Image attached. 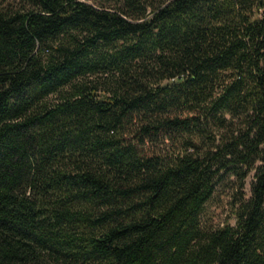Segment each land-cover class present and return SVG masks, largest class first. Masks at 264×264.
I'll return each mask as SVG.
<instances>
[{"label":"trees","instance_id":"trees-1","mask_svg":"<svg viewBox=\"0 0 264 264\" xmlns=\"http://www.w3.org/2000/svg\"><path fill=\"white\" fill-rule=\"evenodd\" d=\"M0 264H264V0H0Z\"/></svg>","mask_w":264,"mask_h":264},{"label":"rangeland","instance_id":"rangeland-1","mask_svg":"<svg viewBox=\"0 0 264 264\" xmlns=\"http://www.w3.org/2000/svg\"><path fill=\"white\" fill-rule=\"evenodd\" d=\"M94 2L96 0H86ZM106 3L111 0H104ZM242 173L235 174L231 171L221 173L216 190L211 200L206 204L204 210V225L209 228H219L229 223L234 225L235 205L238 199L245 194H249L252 182V174L242 178ZM242 175V176H241Z\"/></svg>","mask_w":264,"mask_h":264}]
</instances>
